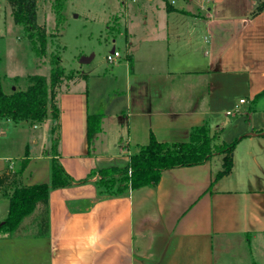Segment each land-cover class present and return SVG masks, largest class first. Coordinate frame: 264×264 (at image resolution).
<instances>
[{
	"label": "crops",
	"instance_id": "crops-1",
	"mask_svg": "<svg viewBox=\"0 0 264 264\" xmlns=\"http://www.w3.org/2000/svg\"><path fill=\"white\" fill-rule=\"evenodd\" d=\"M135 1L133 15H117L120 57L106 72L74 68L85 78L57 96L58 159L73 183L50 190L47 234L35 236L29 221L18 236L0 235V264H218L217 251L242 257L264 249V98L255 99L264 90V9L254 13L264 0H176L172 11L163 0ZM87 114L104 116L90 143ZM46 122L50 135L28 149L23 185L49 181ZM204 123L219 132L218 142L240 138L226 176L214 181L216 155L118 195L88 178L125 162L151 135L186 141ZM5 159L0 172L17 167Z\"/></svg>",
	"mask_w": 264,
	"mask_h": 264
},
{
	"label": "trees",
	"instance_id": "trees-1",
	"mask_svg": "<svg viewBox=\"0 0 264 264\" xmlns=\"http://www.w3.org/2000/svg\"><path fill=\"white\" fill-rule=\"evenodd\" d=\"M10 8L14 24L22 27L24 36L29 41L30 50L37 58L46 56L48 39L55 36L46 33L44 26L37 21V0H4ZM55 15V31L63 21L62 11L66 0H51ZM166 11L174 10L168 0H163ZM264 9V1L256 6L254 13ZM118 28L116 29V31ZM130 70L131 55L127 56ZM47 76L28 75L24 89H13L5 93L0 84V121L9 120L14 124L27 122L31 125L51 122V142L49 149V181L33 185H23L21 174L29 157L25 148L17 167H6L0 172V193L8 199L7 214L0 223V235L18 236L26 229L22 224L30 218V225L35 236H44L48 232V195L50 190L69 186L72 178L65 172L58 159L59 143V108L57 96L64 82L73 81L75 76L66 75L60 65L58 55H51ZM18 78L15 77L14 80ZM264 98V90L255 99ZM104 116L87 114V140L102 131ZM219 132H211L207 123L194 126L189 130L188 139L179 142H159L152 135L146 145L139 146L137 152L129 155L125 162L93 169L96 185L108 195H118L125 190L144 186H156L162 171L175 167H189L203 164L213 156L221 155V169L215 174L214 181L226 176L232 168V152L240 138L229 143L218 142ZM87 179L78 181L85 182Z\"/></svg>",
	"mask_w": 264,
	"mask_h": 264
},
{
	"label": "rangeland",
	"instance_id": "rangeland-1",
	"mask_svg": "<svg viewBox=\"0 0 264 264\" xmlns=\"http://www.w3.org/2000/svg\"><path fill=\"white\" fill-rule=\"evenodd\" d=\"M123 1L127 2L126 12ZM51 4V0H37L38 24L45 27L47 34H55L48 39L46 56L37 58L30 50L22 27L14 24L9 6L0 0V84L5 93L13 89H24L28 75L47 76L51 55L59 56L66 75L75 76L79 72L74 68L79 66L82 71L91 69L96 73L110 69L112 64L106 61V56L112 45L122 53L124 43L116 31L117 15H133L135 0H66L62 11L63 21L58 31H55V15ZM115 39V43H112ZM83 57L87 61L81 64ZM15 77L18 79L14 80ZM69 83L64 82L62 86ZM263 117L259 115V121ZM34 126L27 122L14 124L7 120L0 121V157L6 158L5 166L21 158L26 146L36 151L42 142H46L50 135L47 122ZM237 134H243V131ZM32 140H37L38 144ZM7 204V197L0 193V210L2 207L4 210ZM29 221L30 218H26L25 225ZM235 251H217L218 264H264V249L254 246L252 255L242 257Z\"/></svg>",
	"mask_w": 264,
	"mask_h": 264
},
{
	"label": "built area",
	"instance_id": "built-area-1",
	"mask_svg": "<svg viewBox=\"0 0 264 264\" xmlns=\"http://www.w3.org/2000/svg\"><path fill=\"white\" fill-rule=\"evenodd\" d=\"M175 1L176 0H169L171 4H174ZM119 57H120L119 51H117L116 49H113L110 53L107 54L106 61L112 63ZM240 102L242 103L244 102V100H241Z\"/></svg>",
	"mask_w": 264,
	"mask_h": 264
},
{
	"label": "water",
	"instance_id": "water-1",
	"mask_svg": "<svg viewBox=\"0 0 264 264\" xmlns=\"http://www.w3.org/2000/svg\"><path fill=\"white\" fill-rule=\"evenodd\" d=\"M86 61H87L86 58L83 57V58L80 60V63H85ZM95 179H96V177H95Z\"/></svg>",
	"mask_w": 264,
	"mask_h": 264
}]
</instances>
